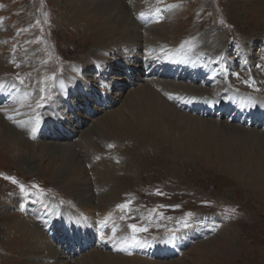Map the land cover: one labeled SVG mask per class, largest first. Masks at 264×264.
Instances as JSON below:
<instances>
[{
	"label": "rangeland",
	"instance_id": "374dc122",
	"mask_svg": "<svg viewBox=\"0 0 264 264\" xmlns=\"http://www.w3.org/2000/svg\"><path fill=\"white\" fill-rule=\"evenodd\" d=\"M122 1L128 5V13L131 6L130 18L138 29L143 22L140 9L156 7L155 25L151 23V28L147 29V32L152 33V41L156 47L160 41L158 31L162 29V25L167 27L164 35L167 36V45L171 42L178 45L190 34L217 26L223 34L222 39L227 45H231H225L228 47H225L227 52L229 49L241 48V44L247 45V38H255L259 44L255 45L254 50L258 54L256 62L264 63V0H111L109 3L103 0H0V78L10 79L20 87L26 81H31L33 74L38 78L47 75V82L54 85L58 75L65 72L68 66L77 64V70L85 69V64L89 63V60L86 61L88 52L95 48V44L100 46L102 42L103 46L112 47V57L122 55L121 52L125 50L110 35L120 37L119 26L124 27V23L128 22H124V18L117 21V14L113 9L106 17L103 8L105 4L118 8ZM125 12L126 8L121 14ZM237 16L239 24L235 21ZM112 19L117 23L110 27ZM134 24L130 22V28ZM156 53L149 52L148 58L143 54L139 61L149 60ZM230 60L234 63L236 54L229 55V65ZM35 65L37 67L31 69ZM120 65L121 68L111 79L107 78L108 68L97 70L89 67L83 76L87 83L84 89L82 87L66 93L52 87L53 91L57 89L54 91L57 99L60 98L59 95H63V102L56 106L58 113L61 116L85 118L86 122L92 123L95 116L104 117V110L107 113L122 110V103L133 86L127 80L132 77L128 64ZM142 70L139 68L135 72L138 77L147 72L146 68ZM211 72L201 76V79H205ZM176 75L174 73L168 80L176 79ZM122 78L125 82L119 85L116 79ZM21 79L23 84L20 83ZM40 82L41 79H37L36 85ZM101 82L104 83L103 86ZM184 82L187 83L188 80ZM193 84L202 86L204 82L196 81ZM120 87H123L122 90ZM29 91V97L36 98V105L44 102L34 87ZM119 93L123 96L118 101L114 97ZM98 107L103 111L99 112ZM135 114L128 111L124 114L128 123L121 122L113 128L102 126V130H105L101 137L92 136L89 140L90 143L92 140L93 143H99L98 146L94 145L98 150L104 147L113 162H116L115 170L109 172L111 174L102 169L90 170L88 167L86 171V156L76 157L79 163L83 162L81 159L85 160L81 164L84 172L78 176L85 177L89 180V187L90 183L93 187V209L86 213L75 201L72 184L66 185L64 176L56 178L54 172L58 170L57 159L52 154L46 155L47 158L36 159L39 164L37 167L27 166L26 160H20L18 155L20 152L33 154L35 151L31 147L19 146L11 150L3 143L0 144V264H40L33 256L38 248H32L30 244L29 248L26 243L28 238L23 236L24 231L17 230L20 225L29 226L30 230L33 220L36 221L37 218L42 225L41 230L47 235L46 241L54 242L56 236L63 240L58 242V248L65 249L74 259L70 264H80V257L94 249L110 254H125L110 248L107 241H101L103 229L87 231L86 234L76 230H66L64 233V224L55 222L47 213L36 217L30 212H24L22 205L19 206V202L15 201L23 193L27 196L29 209L34 204H39L38 197H50L60 206L77 210L85 221L94 222L100 218L117 216L130 230V224H137L139 227L147 226L149 232L160 229L166 232L173 228L170 223L176 222L177 228H183L185 221H191L188 229L204 228V236L193 238L191 242H185L181 246V257L176 254L167 258L171 260L160 264H264V158L257 155L259 144L248 146L234 143L221 130L216 135L194 133L188 130V126L179 128L168 120H163L165 129H161V133L155 134V138L150 136L152 141L144 140L141 137L144 133L143 126L137 124L136 118L140 115L138 112ZM88 117L92 119L89 121ZM205 119L212 120L211 117ZM166 121L169 128L166 127ZM36 141L32 139L31 143L36 144ZM233 149L238 152L236 156ZM148 150H152V153L154 151L155 155L151 156ZM239 152L252 154L247 155L248 162L245 165L239 162L244 158ZM98 158L97 156L94 160L97 161ZM103 158L107 156L104 155ZM259 159H263L262 162ZM20 185H24L23 190ZM121 205L126 207H120ZM206 209L222 216L226 231L221 233L212 229L205 224L202 216H192L194 212ZM26 217L32 222L27 223ZM112 233L118 232L115 230ZM142 233L145 232L137 234ZM137 234L133 233V236ZM42 248L45 250V244ZM37 254L40 255L41 252ZM135 254L143 256L138 252ZM137 260H132L137 261L136 263L126 264H154L148 258Z\"/></svg>",
	"mask_w": 264,
	"mask_h": 264
},
{
	"label": "bare ground",
	"instance_id": "6f19581e",
	"mask_svg": "<svg viewBox=\"0 0 264 264\" xmlns=\"http://www.w3.org/2000/svg\"><path fill=\"white\" fill-rule=\"evenodd\" d=\"M103 1L109 3L111 0ZM103 8L105 9L106 17H108L109 12L113 9L117 14V21L120 22L124 18L123 21L128 22V24L124 23V27L119 26L118 36L120 37L115 36V34L110 35L111 39H115L114 41L125 50L121 52L122 55L112 57V47L103 46L104 43L102 42L100 46L95 44V48L88 52L86 61L89 60V63L85 64V69L82 71L77 70V64L68 66L65 72L58 75L54 85L47 82V75L38 78L37 75L33 74L31 81H26L24 86L20 87L13 84L10 79L0 78V144L3 143V145L11 150L19 146L31 147L35 151L33 154L29 155L20 152L18 155L20 160H26L25 164L27 166L37 167L39 164L36 162V159L47 158V156L52 154L55 160L57 159L56 169L58 170L54 172L57 175L56 178L64 176L66 178L64 183L68 186L72 184V190L75 192V195H72L75 196V201L82 206L81 208L85 213L93 209L92 200L94 198L91 195L93 187L91 183L89 187V180L78 176L84 172L81 164L85 160L81 158L86 156L87 160L84 163L86 171L88 167L90 170L102 169L108 171L106 173L111 174L109 172L115 170L117 166L116 162H113L104 147L98 150L97 146L99 143H93V140L90 143L89 140L92 136L101 137L105 130H102L103 127L111 128L112 126L113 128L114 125H118L121 122L128 123L124 115L128 111L133 114L139 113L140 117H136L138 118L137 124L140 123V127L143 126L142 133H144L141 137L144 140L148 139L152 141L153 139L150 136L155 138V134L161 133V129L164 128L163 120H168L172 125L174 123L179 128L188 126V130L190 129L194 133L203 132L204 135H216L221 130V133L224 136L228 135L234 143L248 146L258 143L257 155L260 158H264V63L258 64L256 62L258 54H255L254 50L259 44H257L255 38H247L249 41L247 45L241 44V48L235 50L229 49L227 52L226 48L228 47L225 46L227 44L222 39L223 34L217 26H212L198 31L196 34H190L188 37L183 38V41L178 45H174L173 42H171V44L173 43L172 45L170 43L167 45V36L164 37L167 27L162 25V29L158 31V35L161 36L156 47L155 42L152 41L154 40L151 36L152 33L147 32V29L152 26L151 23H155L154 19H156L157 15L155 12L156 7L154 9H145L144 7L140 9L139 14H142L141 19L143 22L140 24L141 28L139 29L135 28L136 25L131 21V6L128 9V13V5L124 1L120 3L118 8L112 6V4H105ZM124 8H126V12L121 14ZM236 9L238 10L237 4ZM116 20L112 19L110 27L117 23ZM235 21L239 24L238 16L235 18ZM130 22L134 24L131 28ZM104 30L106 29L104 28ZM147 33L148 36H146ZM149 36H151V39ZM222 45L223 49H221ZM262 50L264 49L262 48ZM149 52L151 54L158 52V54L152 55L149 60L140 62L139 60L143 54L144 57L148 58ZM231 54H236V61L233 63L230 60L231 65H229L227 60ZM116 58L120 62H117ZM237 58H239V61H237ZM120 63H127L128 68L132 71V77L134 74V79L131 76V78L127 79L133 88L129 92L127 99L125 98L126 100L123 101L122 110L119 109L114 113H107V110H104V117L96 118L95 116L92 123L86 122L87 119L85 118H74L72 115L61 116L58 113L55 106L63 102V99H61L63 95H59L60 100L57 99L54 92L57 89L53 91L52 87L66 93L74 90L77 91L82 89V87L84 89L87 83L83 80V76L86 72L85 70H88L89 67H95L97 70L108 68L107 78L111 79L114 77L115 72H118L119 68H121ZM36 67L37 65L31 67V69ZM139 68L141 70L142 68L147 69L144 76L138 77L136 75L135 72ZM208 72H211V74L205 79H201V76ZM174 73H177L174 77L176 79L168 80L169 77H173ZM37 79H41L38 85H36ZM185 80H188V82L185 83ZM196 81L204 82L206 87L204 84L202 86L194 85L193 83ZM116 82H119L120 85L125 82V79H116ZM33 87L39 91L40 96V89L43 87L45 89L44 95L51 96V100H44L40 104L42 106L38 107L36 105V98L29 97V90ZM121 88L123 87L119 89L122 90ZM122 96V93L116 94L114 99L119 101L122 99ZM214 101L216 102L214 103ZM97 110L99 112L103 111L100 107ZM209 117L212 120L205 119ZM32 118L34 120L31 121ZM91 119L88 117L89 121ZM168 121H166V127H168ZM94 123L96 124L93 125ZM33 129H35V132H33ZM32 139L37 140L36 144L31 143ZM83 147L87 151H84ZM151 151L148 150L147 152L151 156L155 155V152L153 151L152 153ZM85 152L87 153L85 154ZM104 152L106 154H103ZM237 153L234 150L235 156ZM239 154L244 155V158L239 161L244 165L245 162H248L247 155H252L251 153L244 154L240 152ZM77 155L81 157L82 163H79L76 159ZM104 155L107 158L104 159ZM97 156L99 158L95 161L94 158ZM106 160L112 162L108 163ZM262 160L259 159L261 162ZM108 164H111V166ZM94 165H97V167ZM37 199L39 204H34L31 209L27 208L29 202L24 193L20 194L18 200L16 197L15 201L19 202V206L22 205L24 212H30L31 215L36 217L47 213L55 222H61V224H64V233L76 230L86 234L87 231L103 229L104 233L101 236V241L107 240L111 244H114L111 247L112 249L118 251L117 248L121 247L124 249L123 253L127 252L126 255H119L94 249L88 252L89 254L87 253L80 257L82 259L79 261L80 264H85L84 262H88V264H126V262H135L132 260H137V258H148L154 261V264L155 262H157L156 264H160L165 262V260H171L167 258H171L175 254L181 257V246L185 242H191L193 238L205 235H202L204 228L202 230L200 228L193 230H191L192 228H177L176 222H173L170 223L173 228L166 232L160 229L158 231H146L142 234L136 233L137 239L140 241L139 244H136L132 241V238L129 239V235L133 233L132 230L125 227L117 216L115 218H100L99 221L92 223L85 221L83 215L77 213V210L60 206L50 197H38ZM22 210H20L21 213L23 212ZM218 214L216 211L206 209L205 211L194 212L192 216L204 217L205 224L223 233L226 231L225 221ZM26 219L29 220V217H26ZM28 220L27 223L32 222ZM37 220H33L30 230L29 226L23 225H20L19 229H17L18 232L24 231L22 232L24 233L23 236L28 238V242H26L28 247L30 244L32 248H38L36 249V253L33 254L34 260L40 264H70V261L74 259L66 253L65 249L61 250L58 248V242H63V240L59 236H56L54 237V242L46 241L47 235L43 233L40 228L42 225ZM14 225L18 226L17 223ZM113 230H118L119 233L129 235L121 236L115 241L116 235H111L114 232ZM173 233H177L176 238H173ZM43 244H45V250L42 248ZM135 251L143 254V256L135 254ZM40 252V255L37 254ZM145 262L143 261V263ZM148 264L153 263L150 262Z\"/></svg>",
	"mask_w": 264,
	"mask_h": 264
},
{
	"label": "snow or ice",
	"instance_id": "6c2138e0",
	"mask_svg": "<svg viewBox=\"0 0 264 264\" xmlns=\"http://www.w3.org/2000/svg\"><path fill=\"white\" fill-rule=\"evenodd\" d=\"M222 22L223 21H221V23ZM20 83L23 84V80L22 79L20 80ZM101 86H103V83L102 82H101ZM40 92H41V97H40L41 100H45V101L51 100V97L50 96H45L44 95L45 89L43 87L40 89ZM215 102L216 101H214V103ZM37 106L38 107H41L42 105H39L38 104ZM33 132H35V129H33ZM33 138H35V136H33ZM12 179H13V182L15 183V179L14 178H12ZM20 188H21V190H23L24 189V185H20ZM120 207H126V205H121ZM188 215L191 216V213H189ZM190 224H191V221H185L184 224H183V227L186 229V228H188L190 226ZM129 227L131 228V230H132L133 233H139V232H146L147 231V228H145V227H139L137 224H130ZM172 235H173V238H176L177 237V233H173ZM132 241L134 243H136V244H139L140 243V241L137 240V238H136L135 235L132 237Z\"/></svg>",
	"mask_w": 264,
	"mask_h": 264
}]
</instances>
